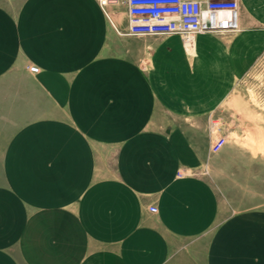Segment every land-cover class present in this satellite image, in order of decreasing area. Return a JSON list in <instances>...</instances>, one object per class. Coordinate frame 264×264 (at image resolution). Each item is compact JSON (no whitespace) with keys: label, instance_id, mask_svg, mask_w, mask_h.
Instances as JSON below:
<instances>
[{"label":"crops","instance_id":"1","mask_svg":"<svg viewBox=\"0 0 264 264\" xmlns=\"http://www.w3.org/2000/svg\"><path fill=\"white\" fill-rule=\"evenodd\" d=\"M125 7L0 0V264H264V208L228 212L202 172L264 0L189 53L125 33Z\"/></svg>","mask_w":264,"mask_h":264},{"label":"rangeland","instance_id":"2","mask_svg":"<svg viewBox=\"0 0 264 264\" xmlns=\"http://www.w3.org/2000/svg\"><path fill=\"white\" fill-rule=\"evenodd\" d=\"M239 27L211 33L228 36ZM254 29L264 30V26L258 24ZM51 109L57 112L58 106L53 104ZM209 120L226 136L211 161L212 167L209 165L207 172L205 164L202 170L215 189L220 207L228 212L264 208V46L208 116L212 132Z\"/></svg>","mask_w":264,"mask_h":264},{"label":"built area","instance_id":"3","mask_svg":"<svg viewBox=\"0 0 264 264\" xmlns=\"http://www.w3.org/2000/svg\"><path fill=\"white\" fill-rule=\"evenodd\" d=\"M97 3L113 27L106 7L123 3L127 13L125 33L177 34L187 53L191 51L197 33L237 29L235 16L239 9V0H97ZM28 70L37 72L38 67L29 65ZM210 127L215 131L210 151L217 152L225 144L226 136L214 121H210ZM177 175H181V172ZM147 209L156 212L154 204H150Z\"/></svg>","mask_w":264,"mask_h":264}]
</instances>
